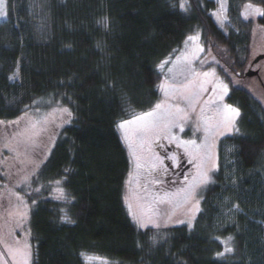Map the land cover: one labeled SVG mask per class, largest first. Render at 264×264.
<instances>
[{"label":"trees","instance_id":"16d2710c","mask_svg":"<svg viewBox=\"0 0 264 264\" xmlns=\"http://www.w3.org/2000/svg\"><path fill=\"white\" fill-rule=\"evenodd\" d=\"M179 3L7 0L0 21V121L49 96L73 114L31 182L42 186L29 197L36 201L29 215L31 264H86L81 253L111 264H264V102L244 84L251 80L264 91L262 77L247 75L254 30L264 28V16L242 15L247 4L264 10V0H228V31L214 20L215 0H189L187 12ZM103 18L107 27L98 23ZM197 31L219 58L227 100L240 110L239 132L220 139L214 182L202 192L192 231L139 228L124 202L130 161L117 124L155 106L158 64ZM64 175L71 203L54 199L48 183ZM61 208L75 224L60 222ZM222 241L233 251L217 257Z\"/></svg>","mask_w":264,"mask_h":264},{"label":"rangeland","instance_id":"374dc122","mask_svg":"<svg viewBox=\"0 0 264 264\" xmlns=\"http://www.w3.org/2000/svg\"><path fill=\"white\" fill-rule=\"evenodd\" d=\"M215 1L217 3V6L213 13L214 20L221 28H223L225 31H228L230 28L228 19V0H225L226 11L224 12V15L227 17V19L223 20L222 23L217 20V17L215 15L220 10V2L219 0ZM253 6L263 10L260 5ZM4 19L5 17L0 18V21ZM197 34H199L198 40H188L189 36H196ZM189 36L184 41L180 50L163 60L168 61V63L164 65L163 70L158 67L159 71L162 74L160 84L164 82H167L168 84H183L188 83L189 81H193L188 95L190 100H195L197 97L199 98V103L196 105L195 112H191V110L188 108V100L177 101L171 98L168 99L169 104L174 105L176 103H179L180 107L187 109L190 116V120L184 125L183 132H180L179 129H173V132L175 135L179 136L180 139H195L197 144H205L204 131L202 130V128L199 131L196 130L197 124L199 123L201 108L204 109L205 116L213 117L217 107L222 108L223 104H230L227 100V95L229 93V84L218 71L217 63H219V58L211 51L206 50L203 39L201 37V33L197 31L190 34ZM200 48H203V51H200ZM160 64L161 63H159L158 65ZM248 67L249 68L247 72L257 71L256 74L249 76L250 78L257 79V81H259L258 77H262L264 81V28L262 27H255L254 38L252 41L251 60L248 64ZM170 68L172 69L171 72H169ZM193 72L199 73V77L197 78L193 76ZM205 72L214 73V75L204 77L203 73ZM205 80L209 82L204 83ZM217 81H221L224 84L228 85V93L227 95H224L223 101H220L218 99V96L222 94L220 89L217 88L215 92L213 91V88L216 86ZM253 83L251 82V80L250 82L247 81V83L244 82L245 86L247 84V86H249L258 95V97H261L264 102V91L258 85L256 86V84ZM204 88H206L207 91H204ZM169 91L171 92V89ZM160 93L161 94L158 102L165 99L164 92L161 89ZM233 106L237 107L235 105ZM60 108L66 107L63 106L60 101H55L51 96L42 97L35 100L29 107H27L21 116L12 120H20V123L18 125L9 124V121H5V123L0 124V264H17L20 258L17 257L14 260L7 251L9 247L15 246L16 241H19L21 245H23L24 242H27L30 245L31 258L29 264H31L32 262L33 248L30 242L29 215L33 205V199L29 200V197L31 195H38L39 193H41L42 186L37 185V187L32 188L31 182L39 169L36 168V165L39 164L40 167V165L42 164L41 161H44L45 155H48L49 153L43 150L44 146L47 145L48 147H50V149L53 146V144H49V137L54 136L56 138V135H58L60 128L63 125L67 124L62 123L64 117L58 111V109ZM25 113H27V116H25ZM134 116L125 120H131ZM22 117L23 119H21ZM31 122H39L37 123L36 129L33 130L36 133V135L33 137L37 145L35 147L32 146L30 142H26L25 137L18 135V133L23 131L24 128ZM211 123L214 125L215 121L213 120L211 121ZM60 124H62V126L57 127V125ZM136 127L137 125H133L132 129H135ZM117 130L122 143L127 150L130 161V168L124 188V202L125 196L127 195L129 197L128 202L133 205V209L135 211L139 213L141 211L140 206L144 204L145 200H151L153 196L162 195L164 192L175 193L178 189L187 187L189 182H194V178L196 177V167H194L193 176L189 177L186 182L183 183L182 180L184 179L180 178L179 175H177L172 181V186L168 189L164 188V186L168 185L166 184L168 183V179L165 178L168 177L167 169L169 168L165 166L164 163L163 148L166 150L167 145L174 148V152H172V154H176L175 151H177L178 148V151L180 153H184V156L187 159H190V157L185 154L183 148L177 147L175 143L170 144L167 140L161 139L156 143H151L150 147L148 143H145L143 148L141 149L140 139L134 138L137 154L142 157L141 163L144 164L143 168L137 169L135 166V158L133 157L128 144L123 140L122 132L118 128ZM231 133L225 132L223 135L216 136L214 140L209 137L205 144V147L201 149V152L204 155H211L212 159L215 161L216 169L218 167V147L220 139L225 135ZM174 146H176L177 148H175ZM157 156L163 159L162 164L156 159ZM152 163H156L157 167L156 170L152 171L151 175H149V168ZM173 165H175V167L177 168L176 172H178L177 163L174 164L173 162ZM216 169L208 173L211 179L213 178V174ZM25 176L28 177L27 181L23 179ZM154 178L159 179L161 183L152 184L151 180ZM209 183L198 187L195 191L194 199L189 198L187 203L184 202L183 194L176 197V203H179L180 207H174L173 204L168 203L157 204L155 205V207L160 209L161 214L171 213L174 211V220L177 217L183 219L184 214L188 212L190 208H192L195 200H199L200 209L202 192ZM35 189H40V191L37 192L35 191ZM144 189H147V192H145ZM17 196H19L21 199H17ZM21 201H23V203ZM24 204H27L28 206L26 218H22L20 215V213L25 211ZM125 205L129 213L128 204L126 202ZM198 212H196V216ZM130 217L133 220L131 215ZM154 218L161 219V217ZM133 222L137 225L134 220ZM173 225L183 224L169 223L167 226ZM148 227L153 226L149 224ZM86 257H91L92 259L88 260L86 259ZM84 259L86 264H111L108 259L99 257L94 254H86L84 255Z\"/></svg>","mask_w":264,"mask_h":264},{"label":"snow or ice","instance_id":"6c2138e0","mask_svg":"<svg viewBox=\"0 0 264 264\" xmlns=\"http://www.w3.org/2000/svg\"><path fill=\"white\" fill-rule=\"evenodd\" d=\"M220 2V10L216 13L217 20L219 22H223V20L227 19L224 15L225 9V0H219ZM7 0H0V18L7 16L6 11ZM175 6V5H174ZM179 8L187 12L191 8V4L189 0H180ZM251 9L252 11L249 12L248 10ZM251 14H258L264 16V10H261L258 7H254L252 4H247L245 6V11L242 13L245 19L248 18ZM98 23H103L105 27H107V18H103ZM199 34L196 36H189L188 40H198ZM99 47V45H97ZM203 51V48L199 49ZM186 59V58H185ZM168 63V61L161 62L158 67L163 70L164 65ZM172 69H169L171 72ZM199 73L193 72V76L199 77ZM210 75H214V73H203L204 77H208ZM19 76V72L17 71L12 76L9 77L10 80L17 79ZM209 81L205 80L204 83H208ZM193 81H189L188 83L183 84H168L167 82L161 83L158 87L164 92L165 99L161 100L160 102L156 103L155 106L147 112H143L137 114L131 120H122L117 124V128L122 132L123 140L128 144L129 149L132 152L133 157L136 161V168L141 169L144 167V164L141 163L142 157L137 154L136 146L134 142V138L140 139V147L143 148L145 143L151 146V143H156L161 139H165L168 143H175L177 147L183 148L185 154H187L190 159L189 163L195 162L196 167V177L194 178V182H189L187 187L180 188L175 193H168L164 192L162 195H156L151 198V200H145L144 204L140 206L141 211L138 213L133 209V205L129 203V197L125 196V202L128 204L129 214L132 216L133 220L137 223L140 228H146L149 224H151L155 228H160L162 225L167 226L169 223L174 224H183L186 225L189 231H192L194 227V220L196 216V212L200 211L199 209V200H195V203L192 205V208L188 210L184 214V218L181 219L177 217L175 220L173 216H175V212L171 213H164L161 214L159 208L155 207L157 204H173L174 207H180L179 203H176L175 198L183 194L184 202L187 203L189 198L194 199L195 191L198 187L202 185H206L212 181L211 177L209 176V172L214 171L216 169L215 161L212 159L211 155L208 154L207 156L201 152V149L205 147V144L209 137L213 140L218 135H223L225 132L231 133L233 131L239 132V128L236 126L237 118L240 116V110L237 107H234L231 104H223L222 108L217 107L213 117H207L204 115V109L201 108L200 116H199V123L197 124V131L202 130L205 133V144H197L195 139L190 140H183L180 139L179 136L175 135L173 129H179L180 132L184 131V125L190 120L189 111L185 108L180 107L179 103L176 104H169L168 99L171 98L173 100H188V108L191 112L196 111V105L199 103V98L197 97L195 100L189 99V91ZM110 86H115L114 83L110 84ZM202 87V86H201ZM220 89L221 95L218 96L220 101H223L224 95L228 93V85L224 84L221 81H217L216 86L213 88L215 92L216 89ZM171 89V92L169 91ZM207 91L206 88L203 89ZM58 111L64 117L62 123H70L72 118V112L68 108H60ZM27 116V113H25ZM23 119V117L21 118ZM215 121L213 125L211 121ZM5 123L4 121H0V124ZM9 124H19L20 120L16 121H9ZM37 123L39 122H31L28 126L24 128L23 131L19 132L18 135L25 137L26 142H30L32 146H37L36 141L33 137L36 133L33 131L37 127ZM133 125H137L135 129H132ZM62 124L57 125V127H61ZM215 129V130H213ZM55 137H49V144H54ZM162 146V145H161ZM44 151L50 152V147L47 145L43 148ZM44 159H47V155H45ZM156 159L162 164L163 159L159 156ZM167 159H170L176 164L178 162V157L175 154H171L167 156ZM43 161H41L42 163ZM156 163H152L149 168V175H151L152 171L156 170ZM36 168H39V164L36 165ZM72 169L65 168L64 172L69 173ZM166 172V170H165ZM34 174V173H33ZM25 181L28 180V177L25 176L23 178ZM187 180V178H185ZM67 180V176H61L59 179L51 180L48 183L54 185L52 188V192L55 193L54 199L59 201H64L65 203H71L72 200L75 199L74 196H70L63 186L65 181ZM152 184L161 183L159 179H152ZM35 191L39 192L40 189H35ZM147 192V189H144ZM17 199H21L17 196ZM143 199V198H141ZM23 203V201H21ZM33 204L36 203L35 200L32 202ZM27 204H24L25 211L20 213L22 218L27 217ZM233 208L237 211H240V207L238 204L233 205ZM60 212L62 213L59 217L60 222L64 224H75L76 221L69 215L68 211L65 208H61ZM154 217H161V219H156ZM215 239H219V237H215ZM228 241H231L232 237L227 238ZM155 238H153V243H155ZM225 243L226 246L223 252L216 253L217 257H222L225 253H231L233 248L227 246V242L222 241ZM9 255L15 260L19 257V261L17 264H29L31 258V247L27 242H24L23 245L20 244L19 241L15 242V246L9 247L7 249ZM84 256V253H81ZM86 259L90 260L91 257H86ZM99 259V258H97Z\"/></svg>","mask_w":264,"mask_h":264},{"label":"flooded vegetation","instance_id":"af4514ba","mask_svg":"<svg viewBox=\"0 0 264 264\" xmlns=\"http://www.w3.org/2000/svg\"><path fill=\"white\" fill-rule=\"evenodd\" d=\"M174 147L177 148L176 146H174ZM173 149L174 148H172L168 145H167L166 150L163 148V150H164V153H163L164 163H165V166H167L169 168V169H167L168 177L165 178V179H168V183H166L168 185L164 186V188H167V189L172 186L171 184H172V181L174 180L175 176L179 175L180 178L184 179V180H182V182L184 183L187 181L185 178L188 179L189 177L193 176V174H194L195 162L189 163V159H187L184 156V153H180L178 151V148H177V151H175V153H176L175 155L179 158L178 162H177L178 172H176L177 168L175 167V165H173V161L170 159H167V156L171 155L172 152H174ZM181 152H182V150H181Z\"/></svg>","mask_w":264,"mask_h":264},{"label":"water","instance_id":"95a60500","mask_svg":"<svg viewBox=\"0 0 264 264\" xmlns=\"http://www.w3.org/2000/svg\"><path fill=\"white\" fill-rule=\"evenodd\" d=\"M257 73V71H248L247 72V75L248 76H252V75H254V74H256Z\"/></svg>","mask_w":264,"mask_h":264}]
</instances>
